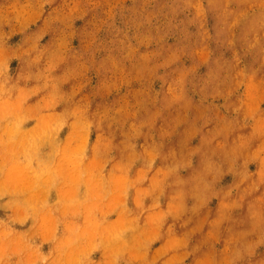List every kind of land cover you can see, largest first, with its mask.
<instances>
[{
    "label": "rangeland",
    "instance_id": "obj_1",
    "mask_svg": "<svg viewBox=\"0 0 264 264\" xmlns=\"http://www.w3.org/2000/svg\"><path fill=\"white\" fill-rule=\"evenodd\" d=\"M0 264H264V0H0Z\"/></svg>",
    "mask_w": 264,
    "mask_h": 264
}]
</instances>
